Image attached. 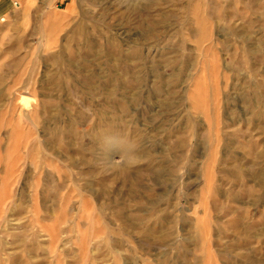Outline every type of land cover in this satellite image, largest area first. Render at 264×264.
Masks as SVG:
<instances>
[{
	"label": "rangeland",
	"instance_id": "1",
	"mask_svg": "<svg viewBox=\"0 0 264 264\" xmlns=\"http://www.w3.org/2000/svg\"><path fill=\"white\" fill-rule=\"evenodd\" d=\"M4 1L0 264H264V0Z\"/></svg>",
	"mask_w": 264,
	"mask_h": 264
},
{
	"label": "bare ground",
	"instance_id": "2",
	"mask_svg": "<svg viewBox=\"0 0 264 264\" xmlns=\"http://www.w3.org/2000/svg\"><path fill=\"white\" fill-rule=\"evenodd\" d=\"M18 3H19V1H18ZM18 3H15V6H18V7H20L19 5L21 4H19L18 5ZM25 4V3H24ZM56 8V7H55ZM6 9V7H5V1L2 3V5L0 6V13H1V15H0V22H3V23H6V21L8 20L7 18H5L7 15L6 14H4L3 13V10L4 11H6L5 10ZM56 10V9H55ZM55 13H56V11H54ZM58 13V12H57Z\"/></svg>",
	"mask_w": 264,
	"mask_h": 264
}]
</instances>
